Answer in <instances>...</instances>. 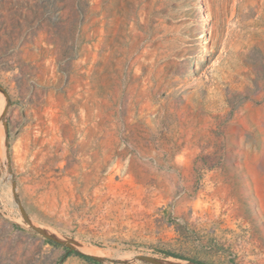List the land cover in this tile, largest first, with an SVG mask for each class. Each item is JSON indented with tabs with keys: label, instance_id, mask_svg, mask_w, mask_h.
<instances>
[{
	"label": "rangeland",
	"instance_id": "374dc122",
	"mask_svg": "<svg viewBox=\"0 0 264 264\" xmlns=\"http://www.w3.org/2000/svg\"><path fill=\"white\" fill-rule=\"evenodd\" d=\"M0 88V264H264V0H0Z\"/></svg>",
	"mask_w": 264,
	"mask_h": 264
},
{
	"label": "trees",
	"instance_id": "16d2710c",
	"mask_svg": "<svg viewBox=\"0 0 264 264\" xmlns=\"http://www.w3.org/2000/svg\"><path fill=\"white\" fill-rule=\"evenodd\" d=\"M50 243L53 244V245H56V246H60V244L55 243V242H50ZM71 254H75L76 256L81 257V258L86 259V260H89V261H94L93 258L88 257V256H84V255H82V254H80L78 252L68 251L67 256H69ZM167 256H169V255H167ZM172 257H175V256H172Z\"/></svg>",
	"mask_w": 264,
	"mask_h": 264
},
{
	"label": "water",
	"instance_id": "95a60500",
	"mask_svg": "<svg viewBox=\"0 0 264 264\" xmlns=\"http://www.w3.org/2000/svg\"><path fill=\"white\" fill-rule=\"evenodd\" d=\"M0 90L2 91V88H0ZM3 125H4V128L7 129V123H3ZM142 259H143L144 261L154 262V263H156V264H162V263H160V262H155V261H153V260H151V259H149V258H147V257H143Z\"/></svg>",
	"mask_w": 264,
	"mask_h": 264
},
{
	"label": "bare ground",
	"instance_id": "6f19581e",
	"mask_svg": "<svg viewBox=\"0 0 264 264\" xmlns=\"http://www.w3.org/2000/svg\"><path fill=\"white\" fill-rule=\"evenodd\" d=\"M3 141V140H2ZM54 238V237H53ZM85 252L86 253H88V254H92V255H95V253L94 252H92V251H89V250H85ZM97 253V252H96ZM96 255H99V254H96ZM104 256V255H103Z\"/></svg>",
	"mask_w": 264,
	"mask_h": 264
}]
</instances>
